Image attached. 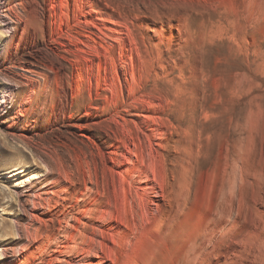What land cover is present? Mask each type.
Segmentation results:
<instances>
[{"label":"rangeland","instance_id":"rangeland-1","mask_svg":"<svg viewBox=\"0 0 264 264\" xmlns=\"http://www.w3.org/2000/svg\"><path fill=\"white\" fill-rule=\"evenodd\" d=\"M38 8V40L0 59V264H74L73 251L58 254L65 237L95 244L102 264H191L195 249L212 248L206 220L234 165L238 222L193 264L264 261V0ZM182 156L188 209L144 218L123 208L129 184L160 181ZM14 165L46 174L42 200L41 182L7 177Z\"/></svg>","mask_w":264,"mask_h":264},{"label":"bare ground","instance_id":"bare-ground-1","mask_svg":"<svg viewBox=\"0 0 264 264\" xmlns=\"http://www.w3.org/2000/svg\"><path fill=\"white\" fill-rule=\"evenodd\" d=\"M39 1H40V3H38L39 7H42V4L44 5L46 3V0H39ZM26 4L28 5L25 6ZM38 6L33 5V3L32 4L26 3V0H0V59L7 58L8 56L13 58L17 54L18 49L20 47L25 46L31 42H36L38 40V33L35 31V29H36V26L41 25L42 23L41 20L44 19L43 12L39 10ZM20 10H22L24 14L26 15L25 20L24 19L21 20L20 18L17 17L16 14ZM43 36L44 35H42V38ZM33 60H34L33 62V65H34L35 58ZM29 72L30 71H28V73ZM31 86H32V83H31ZM5 96L6 95H4L3 93H0V104L5 103V98H4ZM184 151L186 150L184 149ZM156 154L159 156L158 152ZM184 157L185 156H182L181 159L179 158L177 161L175 160V163L173 165L174 168L170 171H168V168L164 166L160 181L156 180L155 175H154V178L152 179V181H148V177L145 176V179L140 180L137 183V186L132 185L133 183L131 185L129 184V191L124 190L122 192L123 208L131 214L132 212H134V210L136 211V207H137L141 216L144 218H148L152 216L153 214H156V215L169 214L175 211L176 210L175 208H178L181 212H184L186 209H188L189 203L187 204V201L190 199L191 193L189 189L191 187L187 185L183 177L185 167L177 166L179 165V162L186 161L185 159H183ZM190 158L193 159V154H192V157ZM187 160H190V159H187ZM128 162L132 163V160H128ZM140 162H144V158L140 159ZM161 166L162 165H160L159 163H155L151 161L149 162V168L151 169V171H153V174L156 173L155 170L161 168ZM21 167L14 165L15 171L11 172L10 174L8 173L9 175L7 177L12 178V179L17 176L20 177L19 181L17 182V185L30 184L35 179L37 182H41L42 185L37 190V195L35 196V198H37L39 201L42 200L41 195L48 188V186L46 188V185L43 182V180L47 179L46 174L42 172H36V173L30 174L29 171L25 170L26 168L24 167L21 168ZM169 175H171V177H169ZM231 177H232L231 181L227 183V187L223 188L220 192V197H221L220 200L222 201V204L216 210L219 218L217 217V219H214L215 215H217V214H214L212 217L209 216V218L206 220L208 229H205V231H207L208 237L202 243V246L210 245L212 246V248L208 250L206 255L202 254V252L199 249H195L196 251L194 252L190 250L192 252L191 254L193 257V259L189 261L191 264L195 263L196 261L203 262L201 260L206 259L208 254L212 250H214L213 247L216 246V242L218 241L217 239H219L218 236L220 235L223 236L222 232L226 231L232 223L238 222L236 221L237 216H238L236 211L238 210H235L236 213H234L235 206L233 207V204L232 205L230 204L232 197L230 198L229 196L230 194L234 193L235 185H236L235 165L232 168ZM132 190H134V192L136 193L134 194L135 197L131 195ZM227 195L229 196V198L227 197ZM162 204L166 206L165 209L162 208L161 206ZM111 215H112L111 212H107L105 215V218H106L105 221H107ZM63 243L64 244L62 245V250H59L58 254L62 255L67 252L73 251L75 253V257L73 258L74 264H84L88 260L89 256L97 257L99 259V262H98L99 264H102L104 261L102 260L103 257H100L99 253L96 251L97 249L96 248L94 249L93 247L95 245L93 243H96V240L93 243H91L93 244L92 247L89 246L90 248L89 249L87 248L86 250H83L78 245H76V243L73 242L72 238L65 237V242ZM234 243H236V241ZM233 246L236 247L235 244ZM79 250L83 253H79ZM0 252H3V255L0 253V262L2 263L7 258L5 257L6 250L3 249V250H0ZM224 255H228V253ZM229 255H228V258L231 259ZM225 257L226 256H224V259ZM234 258H237V257H234ZM192 260H194V262H192ZM58 261H59V258H58ZM222 262L227 263V261L225 260ZM253 264H264V261L254 262Z\"/></svg>","mask_w":264,"mask_h":264}]
</instances>
